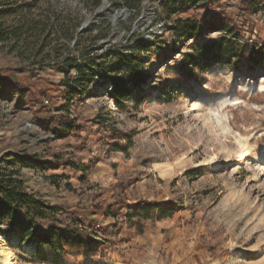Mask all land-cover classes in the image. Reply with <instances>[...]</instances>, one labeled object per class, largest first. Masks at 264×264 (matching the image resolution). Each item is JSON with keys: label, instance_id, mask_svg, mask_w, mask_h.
<instances>
[{"label": "rangeland", "instance_id": "1", "mask_svg": "<svg viewBox=\"0 0 264 264\" xmlns=\"http://www.w3.org/2000/svg\"><path fill=\"white\" fill-rule=\"evenodd\" d=\"M217 1L108 0L106 10L127 13L117 30L100 19L72 46L83 13L92 19L101 0H0V158L35 156L44 170L13 169L54 208L38 221L37 233L52 237L39 253L36 239L20 243L0 225L12 264H264V4ZM203 19L232 34L176 42L178 21ZM218 38L248 61L204 72L185 61L191 46ZM136 40L159 42L136 55ZM130 55L148 80L118 106L109 76ZM66 61L92 82L75 84L76 70L61 72ZM141 202L171 215L153 214L140 233L127 213Z\"/></svg>", "mask_w": 264, "mask_h": 264}, {"label": "trees", "instance_id": "2", "mask_svg": "<svg viewBox=\"0 0 264 264\" xmlns=\"http://www.w3.org/2000/svg\"><path fill=\"white\" fill-rule=\"evenodd\" d=\"M181 1L185 4L193 3V0ZM207 2L216 3L218 1L207 0ZM99 3L100 0H93L95 6H98ZM251 3H247V6H251ZM209 32L232 34V29L217 25L213 20L203 19L202 21H178L176 27L172 30L176 42L188 41ZM11 35L18 37L17 30L12 31ZM158 42L152 44L136 40L133 42V52L136 55L147 53ZM249 58H246L245 53L240 51L237 44L230 39L218 38L207 41L203 45L195 44L191 46V54L186 56L185 61L191 63L193 69L204 72L215 65L229 66L232 62L240 65L243 59L248 61ZM116 60L118 68L115 69V74L109 76L111 90L108 96L119 106L124 100L134 97L136 92L140 91L148 80V74L139 56L136 58L131 57V55L130 57L122 56L121 58L117 57ZM255 61L259 64L257 60ZM64 65L61 67V72L64 75H68L72 69L77 71L78 77L75 84L92 82V76L87 75L77 63L66 61ZM0 82L8 83L2 78H0ZM13 86L18 88L17 85ZM68 95L69 99L77 96L71 88L68 90ZM0 166V225L4 224L9 232L16 233L20 243L29 238L36 239V252L39 253V247L41 245L49 246L52 243V237L37 233L38 221L43 220L49 212L54 211V208L43 200L36 198L33 193H29L19 177V171L13 168L19 166L25 169L44 170V165L37 163L35 156L23 158L8 152L0 158ZM66 166L83 170L81 167H76L74 162H67ZM153 214H155V220L159 221L170 216L171 212L158 207L154 203L141 202L127 213V221L130 227L138 228V232L141 233V222L151 219ZM133 220H136V222L133 223Z\"/></svg>", "mask_w": 264, "mask_h": 264}, {"label": "water", "instance_id": "3", "mask_svg": "<svg viewBox=\"0 0 264 264\" xmlns=\"http://www.w3.org/2000/svg\"><path fill=\"white\" fill-rule=\"evenodd\" d=\"M55 3H60L62 5H68V6H75L76 3H73V0H52ZM109 8L110 5H108V0H101V3L99 5V7L95 10L92 19H89V17L86 16L85 13H83V19L81 20L80 26L79 28L76 30V35L75 38L73 40V42L71 43L72 46H75V44H77L80 40V37L84 34V32H86L87 30L90 29V27H93L96 25V23L100 20V19H109L105 14H104V9L105 8ZM112 14H114L116 16V19L114 20L112 26L114 27L115 30H117V20L121 19L122 16H126V10H120L117 11L116 9H110L109 10ZM87 19L90 20V22L87 21ZM90 25V27H89ZM111 39H108L107 41H105L104 43H110Z\"/></svg>", "mask_w": 264, "mask_h": 264}, {"label": "bare ground", "instance_id": "4", "mask_svg": "<svg viewBox=\"0 0 264 264\" xmlns=\"http://www.w3.org/2000/svg\"><path fill=\"white\" fill-rule=\"evenodd\" d=\"M261 1H262V3L264 4V0H261ZM159 3H161V0H155V2L153 3V5L156 6V5H158ZM108 5H109V3H108ZM148 6H149V5H147L146 8H148ZM106 8H107V7H106ZM106 8L104 9V10H105V11H104V14H105L107 17L110 18V20H111V22H112V24H113L114 20L116 19V16H115L114 14H112V13L109 11V9L106 10ZM126 17H127V15H126V16H122V19H125ZM146 18H147V17H146ZM146 18H145V19H146ZM87 21L90 22L89 19H87ZM89 27H90V25H89ZM120 36H121V34L118 33V35H117L116 38L119 39ZM114 38H115V37H114ZM116 38H115V40H116ZM259 89H260L261 91H264V80H260V81H259ZM230 101H231V100H230L229 98H224V99L221 100V104L224 105L225 103L230 102ZM0 256H1V264H12V263H11V261H12V253H11V252H9V251H7V250H5V249H1V250H0Z\"/></svg>", "mask_w": 264, "mask_h": 264}, {"label": "built area", "instance_id": "5", "mask_svg": "<svg viewBox=\"0 0 264 264\" xmlns=\"http://www.w3.org/2000/svg\"><path fill=\"white\" fill-rule=\"evenodd\" d=\"M111 88L109 89V92H110ZM42 104L45 106V107H50V104H49V101L48 100H43L42 101Z\"/></svg>", "mask_w": 264, "mask_h": 264}]
</instances>
